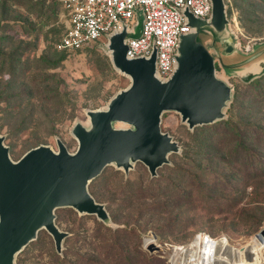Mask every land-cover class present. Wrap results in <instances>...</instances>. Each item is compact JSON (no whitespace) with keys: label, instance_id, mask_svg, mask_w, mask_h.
<instances>
[{"label":"rangeland","instance_id":"1","mask_svg":"<svg viewBox=\"0 0 264 264\" xmlns=\"http://www.w3.org/2000/svg\"><path fill=\"white\" fill-rule=\"evenodd\" d=\"M224 3L241 51L222 55L229 64L264 48V0ZM62 10L61 0H0V134L13 160L38 145L57 150L56 138L75 151L73 124L88 125L87 110L105 109L130 84L104 43L57 47ZM140 20L128 25L136 34ZM216 47L222 50L218 41ZM230 72L216 65V75L232 87L223 118L189 129L178 112L162 113L160 128L179 151L155 177L136 161L127 173L108 164L90 180L88 191L109 223L58 207L54 223L68 232L61 253L42 228L14 264H176L169 254L194 244L208 255L228 253L222 264L237 263L264 224V75L244 82ZM149 239L162 249L150 251Z\"/></svg>","mask_w":264,"mask_h":264},{"label":"water","instance_id":"2","mask_svg":"<svg viewBox=\"0 0 264 264\" xmlns=\"http://www.w3.org/2000/svg\"><path fill=\"white\" fill-rule=\"evenodd\" d=\"M210 2L208 19L185 11L191 31L180 36L176 67L166 80L156 75L155 48L149 57L126 56L125 40L139 37L142 31L140 12L139 34L124 26L108 36L105 46L111 62L130 78V84L115 93L105 109L87 110L88 125L73 124L75 151H68L56 138L57 150L38 145L13 160L0 134V264H14L15 255L42 228L52 236L56 252L61 253L68 232L54 223L58 207H72L80 214H94L109 223L108 212L90 194L88 183L108 164L127 173L136 161L155 177L157 168L169 162L168 155L179 151L178 143L160 128L164 111L178 112L189 129L223 118L232 87L216 75L217 64L231 69L230 75L244 82L264 74V48L244 52L248 57L239 61L223 62L222 55L241 51L229 28L224 0ZM201 31L212 33V40L202 41ZM217 41L222 50L216 47ZM255 236L264 239V224ZM146 246L150 251L162 249L155 243Z\"/></svg>","mask_w":264,"mask_h":264},{"label":"built area","instance_id":"3","mask_svg":"<svg viewBox=\"0 0 264 264\" xmlns=\"http://www.w3.org/2000/svg\"><path fill=\"white\" fill-rule=\"evenodd\" d=\"M61 3L63 32L57 47L70 51L96 42L106 44L111 33L124 26L131 30L128 25L140 12L142 31L139 37L125 40L126 56L149 57L155 48L156 75L162 80L168 79L176 67L180 36L191 31L185 11L202 19L211 15L210 0H61ZM257 240L258 248L247 259L264 264V239Z\"/></svg>","mask_w":264,"mask_h":264},{"label":"bare ground","instance_id":"4","mask_svg":"<svg viewBox=\"0 0 264 264\" xmlns=\"http://www.w3.org/2000/svg\"><path fill=\"white\" fill-rule=\"evenodd\" d=\"M148 243H156L155 240L149 239L145 241V244ZM197 244L192 245L190 248L183 249L180 252H173L170 253L171 258L175 261L176 264H222L220 261H222L228 253H223L220 251H214L211 255H208L205 251H200L197 248ZM259 242L256 237H254L251 240V247L249 250H247L245 253H241L239 255V258H237V263H230V264H258V260L256 259L254 263L252 261H249L247 257L251 255L252 250L255 248V250L258 248ZM213 248V247H212ZM215 248V247H214ZM205 250V249H203ZM219 252V254L217 253ZM214 254V255H213ZM225 261V260H224Z\"/></svg>","mask_w":264,"mask_h":264},{"label":"trees","instance_id":"5","mask_svg":"<svg viewBox=\"0 0 264 264\" xmlns=\"http://www.w3.org/2000/svg\"><path fill=\"white\" fill-rule=\"evenodd\" d=\"M62 32H63V31H62ZM61 35H62V34H61ZM81 49H82V48H81ZM263 75H264V74H262L261 76H263ZM261 76H259V77H261ZM259 77H258V78H259Z\"/></svg>","mask_w":264,"mask_h":264}]
</instances>
